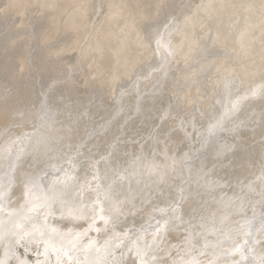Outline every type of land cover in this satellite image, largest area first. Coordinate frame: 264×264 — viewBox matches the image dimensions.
Wrapping results in <instances>:
<instances>
[{"label":"bare ground","instance_id":"6f19581e","mask_svg":"<svg viewBox=\"0 0 264 264\" xmlns=\"http://www.w3.org/2000/svg\"><path fill=\"white\" fill-rule=\"evenodd\" d=\"M0 264H264V0H0Z\"/></svg>","mask_w":264,"mask_h":264}]
</instances>
